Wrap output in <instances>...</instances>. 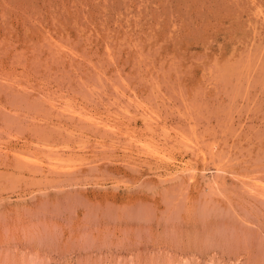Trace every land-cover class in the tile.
Wrapping results in <instances>:
<instances>
[{
  "label": "rangeland",
  "instance_id": "rangeland-1",
  "mask_svg": "<svg viewBox=\"0 0 264 264\" xmlns=\"http://www.w3.org/2000/svg\"><path fill=\"white\" fill-rule=\"evenodd\" d=\"M0 264H264V0H0Z\"/></svg>",
  "mask_w": 264,
  "mask_h": 264
},
{
  "label": "bare ground",
  "instance_id": "bare-ground-1",
  "mask_svg": "<svg viewBox=\"0 0 264 264\" xmlns=\"http://www.w3.org/2000/svg\"><path fill=\"white\" fill-rule=\"evenodd\" d=\"M144 140V139H143ZM162 152V151H161ZM215 176V175H214ZM240 245V244H239ZM250 245V244H249ZM263 251V250H262Z\"/></svg>",
  "mask_w": 264,
  "mask_h": 264
}]
</instances>
